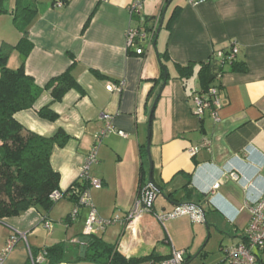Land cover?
<instances>
[{"label": "crops", "instance_id": "0c3cea01", "mask_svg": "<svg viewBox=\"0 0 264 264\" xmlns=\"http://www.w3.org/2000/svg\"><path fill=\"white\" fill-rule=\"evenodd\" d=\"M40 1L46 8L29 26L34 46L26 73L44 87L74 64L73 73L85 93L72 89L54 102L44 92L33 108L17 112L15 118L43 136L59 129L70 136L51 155V165L60 174V191L82 183L81 168L97 145V160L89 174L103 186L88 184L87 189L100 217L120 221L96 236L115 244L127 259H142L138 264H161L174 249L185 251V264H224L223 247L242 240L251 206L264 192V0H172L166 12L165 0H143L142 13L147 17L162 19L165 12L155 47L145 56L127 47L128 29L140 24L139 14H130L135 0H68L63 5L59 0ZM176 7L178 15L167 27ZM233 45L239 47L237 59L245 62L246 71L226 67L217 79V119L213 106L196 115L190 93L201 89L199 80L194 77L185 86L173 64L203 63ZM159 54L168 55L171 66L172 76L165 84ZM92 69L117 82L99 79ZM114 84L121 90L112 88ZM47 105L58 114L56 121L38 115ZM103 114H111L114 129L127 136L111 131L98 141L95 136L105 126ZM148 129L152 180L161 193L151 212L127 222L143 183H149ZM205 140L208 146H200ZM196 146L200 148L192 155L190 148ZM143 168L147 173L141 180ZM217 181L220 186L211 194ZM180 203L203 207L206 218L200 223L189 215L164 224L158 220V215ZM75 208L76 201L65 198L49 212L33 207L0 222V250L15 230L27 233L4 264H30V249L60 242L68 248L62 264H96L85 261L81 244L72 242L83 235L90 212L80 206L73 219ZM211 240L215 247H209ZM259 264H264V253Z\"/></svg>", "mask_w": 264, "mask_h": 264}, {"label": "trees", "instance_id": "16d2710c", "mask_svg": "<svg viewBox=\"0 0 264 264\" xmlns=\"http://www.w3.org/2000/svg\"><path fill=\"white\" fill-rule=\"evenodd\" d=\"M169 1L165 0V5ZM67 2L68 0H63V4ZM45 8L46 5L40 0H16L12 7L9 6L8 0H0V14H12L16 28L22 33L20 41L11 46L19 52L21 57L17 68L8 66L9 54L0 47V222L6 218L21 216L33 207L45 212L52 209L56 202H53L50 196L54 191L60 190V174L51 165V155L55 146L63 147L70 139L63 129H59L52 136H43L31 131L15 118V114L21 110L33 108L44 92H49L54 102L61 101L72 89L85 93L73 73L74 64L62 74L51 78L44 87L39 86L35 79L26 73V61L34 46L29 39V26L36 15ZM179 10L180 7L175 8L167 22V27H170ZM152 18L148 17L147 21ZM132 51L138 56L146 55ZM229 53L230 49L223 50L224 59L222 60L217 59L213 54L203 63L173 64L177 77L184 82L185 86L192 78H198L201 89L192 90L191 98L195 94L205 95L213 86L218 87L217 76L222 74L226 67H230L233 71H246L245 62L239 61L237 57L234 61H228ZM168 59V55L159 54L164 84L172 76ZM91 71L99 79L117 82L116 79L98 70ZM165 71H167V78H165ZM153 114L152 109L151 119ZM38 115L49 121H56L59 117L51 105L41 108ZM142 154L146 155V149H143ZM146 173L145 168L141 169V180L146 178ZM147 184L143 183L141 188ZM78 186L86 189L88 183H79ZM66 247L64 242H60L47 248L30 249V251L35 258L43 254L49 264H62L65 263ZM84 260L96 264H138L142 259H127L119 253L115 244H109L102 238L92 235ZM30 264H32L31 261Z\"/></svg>", "mask_w": 264, "mask_h": 264}, {"label": "built area", "instance_id": "2783aa9c", "mask_svg": "<svg viewBox=\"0 0 264 264\" xmlns=\"http://www.w3.org/2000/svg\"><path fill=\"white\" fill-rule=\"evenodd\" d=\"M142 1L143 0H135L130 5V14H139L140 24L138 27H130L127 31V47L135 50L141 55L143 53L147 54V52L154 49L158 30L161 24V15L153 16L151 20L147 21L148 17L142 13ZM198 3L199 2L197 1L194 2V4ZM59 4L63 5V0H60ZM238 53L239 47L237 45H233L230 48V53L228 54V61H234ZM215 56L219 60L224 59L223 51H219ZM220 77L221 74L217 76V79L219 80ZM112 88L118 91L121 90V86L117 84H114ZM217 93V87L213 86L205 95L195 94L193 97L194 113L202 116L207 109H210L213 106L214 108L212 113L217 119L216 108L219 106ZM103 119L105 120V126L95 136L98 141H101L111 131H116L124 137L127 136L124 131H117L114 129L113 116L111 114H103ZM208 144L209 142L205 140L200 146L204 147L208 146ZM200 146L191 147L190 153L192 155L197 153ZM97 148V145L94 146L86 162L83 164L80 179L82 183L87 182L90 186L99 189L103 186V182L98 178L90 176L89 174L91 165L97 160ZM78 185L79 182L73 184L68 192L56 190L51 194L50 198L53 202H58L63 198L74 199L76 201V208L70 215L73 219H75L78 215V207L87 206L90 208V212L85 222L83 235H95L99 230H105L107 227L120 221L119 217H113L111 219L100 217L93 206L89 190L87 188L82 189V187ZM219 186L220 182L217 181L211 189V194H215ZM157 195L158 193L152 185L147 184L144 186L137 197L135 206L125 217L124 221L131 222L141 216L144 212H151ZM251 214L250 223L244 231L242 240L237 244L226 245L223 247V251L225 253V264H259V255L264 253V192L251 206ZM183 215H189L195 223L204 221L202 209L198 205L190 203L176 204L172 209L158 215V220L164 224L167 220ZM44 224L47 228H51V222L49 220L44 219ZM23 239H27V233L20 230H15L14 233L10 235L6 246L0 250V264H4L6 257L13 251L16 244ZM72 242L76 243L78 240L74 239ZM185 254L184 250L174 249L171 257L163 261L161 264H184L186 260ZM44 260L45 257L43 254L37 255L36 258L31 255L32 264H41Z\"/></svg>", "mask_w": 264, "mask_h": 264}, {"label": "rangeland", "instance_id": "374dc122", "mask_svg": "<svg viewBox=\"0 0 264 264\" xmlns=\"http://www.w3.org/2000/svg\"><path fill=\"white\" fill-rule=\"evenodd\" d=\"M8 1H9V6L11 4H15L16 2V0H8ZM13 25H14V17L12 14H10V18L1 16L0 18V47H3V49L9 54L10 60L8 61V66L10 68L15 69L19 66L18 59H21V58H19V55H20L19 52L11 46H13L14 44L16 45L19 42L20 35H19L18 29L16 28V26H13ZM13 35L14 37H12ZM177 218H181V216ZM207 242H208V239L205 240L204 243L202 244L205 245ZM215 244H216L215 241L211 240L209 247L210 248L215 247Z\"/></svg>", "mask_w": 264, "mask_h": 264}, {"label": "water", "instance_id": "95a60500", "mask_svg": "<svg viewBox=\"0 0 264 264\" xmlns=\"http://www.w3.org/2000/svg\"><path fill=\"white\" fill-rule=\"evenodd\" d=\"M171 1L172 0H170V2ZM170 2L166 5L165 12H166V10H167ZM165 12H164L163 17L161 19V24H160V27H159V30H158L157 37L159 35V32L161 30V27H162V24H163V21H164ZM155 43H156V41H155ZM165 78H167V71H165ZM149 138H150V129H148V141H147V153H148V158H149V183L148 184L152 185L156 189L157 193L160 194L161 193L160 189L157 188L154 185L153 180H152L153 161L151 159V154H150V140H149ZM200 208L202 209L203 215L206 218V211H205V209L203 207H201V206H200ZM90 240H91V236H89V235H82L78 239V242L81 244V246H80V256L82 258H85L86 257V252L88 250V242Z\"/></svg>", "mask_w": 264, "mask_h": 264}]
</instances>
